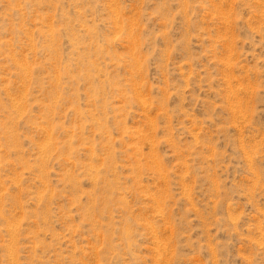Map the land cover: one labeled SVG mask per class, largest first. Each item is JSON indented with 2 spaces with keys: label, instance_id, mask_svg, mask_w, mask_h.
<instances>
[{
  "label": "rangeland",
  "instance_id": "1",
  "mask_svg": "<svg viewBox=\"0 0 264 264\" xmlns=\"http://www.w3.org/2000/svg\"><path fill=\"white\" fill-rule=\"evenodd\" d=\"M0 264H264V0H0Z\"/></svg>",
  "mask_w": 264,
  "mask_h": 264
}]
</instances>
